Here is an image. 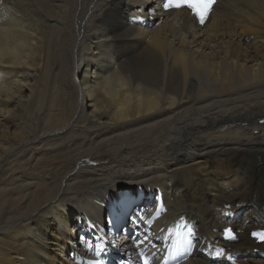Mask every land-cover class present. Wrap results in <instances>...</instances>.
Here are the masks:
<instances>
[{"label": "bare ground", "instance_id": "1", "mask_svg": "<svg viewBox=\"0 0 264 264\" xmlns=\"http://www.w3.org/2000/svg\"><path fill=\"white\" fill-rule=\"evenodd\" d=\"M145 1L0 0V264L133 256L119 230L139 206L141 229L155 189L157 227L216 237L229 206L226 248L264 264L247 236L264 210V0H219L202 28L185 9L128 24Z\"/></svg>", "mask_w": 264, "mask_h": 264}, {"label": "snow or ice", "instance_id": "2", "mask_svg": "<svg viewBox=\"0 0 264 264\" xmlns=\"http://www.w3.org/2000/svg\"><path fill=\"white\" fill-rule=\"evenodd\" d=\"M215 4L216 0H163L162 7L165 11L181 8L187 9L191 13L192 17H194L200 25H203L208 19ZM141 219H143V217H141ZM189 233H191V229H189ZM251 235L253 238L257 239L258 242L264 243V232L254 231ZM180 236L181 234L177 232L178 239L176 240L175 248L177 252L182 251L183 244L186 243L185 240L179 238ZM224 239L227 241H235L237 237L231 229H225ZM91 247L92 245H89V248ZM223 251V249H219L216 254L222 255ZM145 264H147L146 261Z\"/></svg>", "mask_w": 264, "mask_h": 264}, {"label": "rangeland", "instance_id": "3", "mask_svg": "<svg viewBox=\"0 0 264 264\" xmlns=\"http://www.w3.org/2000/svg\"><path fill=\"white\" fill-rule=\"evenodd\" d=\"M251 38V37H250ZM246 40V42H248V41H250V39L249 38H246L245 39ZM121 183V182H120ZM130 184V185H129ZM129 184H121L120 185V191H125L124 189H127V190H132L133 188L135 189V190H137V189H140V187H138L139 185H136V184H134V183H129ZM124 185V186H123ZM152 203H154V201H152ZM248 208L247 207H242V208H240L239 209V211L240 210H242V211H246ZM128 217L130 218V216L128 215L127 217H126V219H128ZM125 219V220H126ZM124 224V223H123ZM110 241H112V243H114L113 241L114 240H110ZM58 259H59V256H56Z\"/></svg>", "mask_w": 264, "mask_h": 264}]
</instances>
